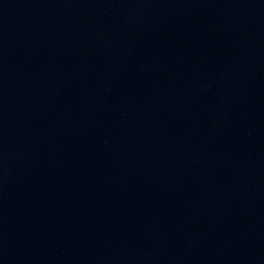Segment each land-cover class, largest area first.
<instances>
[{
	"label": "water",
	"instance_id": "95a60500",
	"mask_svg": "<svg viewBox=\"0 0 264 264\" xmlns=\"http://www.w3.org/2000/svg\"><path fill=\"white\" fill-rule=\"evenodd\" d=\"M0 264H264V0H0Z\"/></svg>",
	"mask_w": 264,
	"mask_h": 264
}]
</instances>
